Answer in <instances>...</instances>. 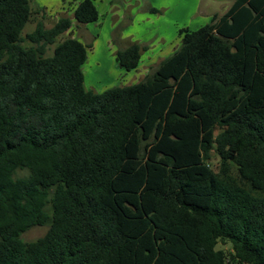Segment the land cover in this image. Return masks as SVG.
Returning <instances> with one entry per match:
<instances>
[{
  "label": "trees",
  "instance_id": "16d2710c",
  "mask_svg": "<svg viewBox=\"0 0 264 264\" xmlns=\"http://www.w3.org/2000/svg\"><path fill=\"white\" fill-rule=\"evenodd\" d=\"M38 13L0 0V264H264V0L181 29L150 74L99 93L90 44L60 38L69 17L22 36ZM72 16L97 21L94 0Z\"/></svg>",
  "mask_w": 264,
  "mask_h": 264
},
{
  "label": "rangeland",
  "instance_id": "374dc122",
  "mask_svg": "<svg viewBox=\"0 0 264 264\" xmlns=\"http://www.w3.org/2000/svg\"><path fill=\"white\" fill-rule=\"evenodd\" d=\"M34 14L22 30V36L33 30L39 20L46 27L59 17H69L71 28L60 38L71 36L89 43L90 48L81 66L84 87L94 92L117 86L134 84L150 74L158 63L169 56L180 44V30H196L209 19L205 13L222 14L232 0H94L97 21L76 26L72 10L78 0H29ZM131 42L145 46L137 68L126 71L115 61V50ZM24 45L29 42L24 40ZM52 51L50 47L48 54ZM215 159L212 160L214 164ZM26 170L17 169L20 178ZM47 225L33 226L21 233L29 242L41 237ZM228 250L226 245H218Z\"/></svg>",
  "mask_w": 264,
  "mask_h": 264
},
{
  "label": "crops",
  "instance_id": "0c3cea01",
  "mask_svg": "<svg viewBox=\"0 0 264 264\" xmlns=\"http://www.w3.org/2000/svg\"><path fill=\"white\" fill-rule=\"evenodd\" d=\"M232 2H233V0H232ZM232 2H231V4H232ZM231 4H230V5H231ZM229 7H230V6H229ZM229 7H228V8H229ZM228 8H227V9H228ZM227 9H226V10H227ZM226 10H225V11H226ZM225 11H224V12H225ZM216 13H217V12H215V13H211V12H210V13H207V14L205 13V14H204L205 17H204L203 19H207V20H208V19H210V17H211L213 14H216ZM217 14H219V13H217ZM140 60H141V57H140Z\"/></svg>",
  "mask_w": 264,
  "mask_h": 264
}]
</instances>
